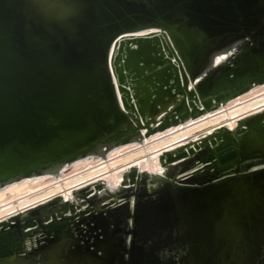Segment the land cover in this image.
I'll list each match as a JSON object with an SVG mask.
<instances>
[{
	"label": "water",
	"instance_id": "water-1",
	"mask_svg": "<svg viewBox=\"0 0 264 264\" xmlns=\"http://www.w3.org/2000/svg\"><path fill=\"white\" fill-rule=\"evenodd\" d=\"M148 30L157 31L139 35ZM234 42L240 50L212 67L213 53ZM260 86L264 0H0V191L91 157L106 160ZM243 123L210 136L228 143L218 156L206 151L210 138L197 145L198 169L179 182L204 175L140 199L134 213L119 206L96 215L87 199L105 189L98 183L80 202L0 225L11 227L0 233V262L44 246L48 264H264V112ZM241 156L250 158L244 170ZM187 158L185 150L165 152L160 161ZM123 194L106 192L99 209L124 204ZM74 225L64 248L48 243Z\"/></svg>",
	"mask_w": 264,
	"mask_h": 264
},
{
	"label": "bare ground",
	"instance_id": "bare-ground-1",
	"mask_svg": "<svg viewBox=\"0 0 264 264\" xmlns=\"http://www.w3.org/2000/svg\"><path fill=\"white\" fill-rule=\"evenodd\" d=\"M156 31L157 30H148V31L139 33V35H145L146 33H153ZM241 46H242L241 43L234 42L230 45L228 44L227 46H225L223 48L224 50H222L223 52L215 53V54L213 53V55L211 56L212 67H218L219 65L227 61L229 58L233 57V55L236 54L240 50ZM114 49H115V46H113L112 48V54L114 52ZM205 74L206 72L204 74L199 73L196 77V83H198L200 79L204 77L203 75ZM190 88H193L192 82L190 83ZM257 88L253 89L249 93L241 96L240 98L220 108V110H222L226 108L228 105L234 104L235 105V106L233 105L234 107L231 106L232 108H235L233 112L226 113L227 111L226 112L217 111L214 113H210L198 119L199 121L196 120L200 123L196 125L193 124L195 126L192 125V123L195 121L189 120L184 125L191 124V126L195 128L191 130H187L188 129L187 128L186 129L187 131L185 132H183L184 130L179 131V132L176 131L177 133L172 132L173 134L172 133L169 134L170 138H168V136L165 138V139L168 138L169 140L162 142L156 147L152 146L153 148L149 146L152 149L151 150L149 148L151 150V155L149 156L148 155L144 156L143 151L142 152L140 151L136 154H130L128 155L127 158H125L126 160H124L123 162L122 161L119 163L116 162L118 163L117 165H115L116 163H114V166L112 167L107 166L108 168L105 167V169L103 170L99 169V172H95V171H94L95 173L92 172L93 174L91 173L92 174L91 176L90 175L87 176L88 175L87 174L86 175L87 177L85 178L82 177L83 179L80 178L81 180L80 179L78 181L75 180V182L70 181L68 183L61 184L60 186H57V187L54 185L57 179H59L60 177L67 176L69 174L68 166L66 167V170H63L58 175L44 176V177H39V178H35L32 180H26L21 184L14 185L5 190L0 191V199H2V198L7 197L10 194H13L15 191H19L23 189L27 185H32L31 183H37L40 186L50 184L49 186L47 185V188H45V189H49L47 192L40 194V195H38L39 191L37 193H33L31 194L33 197L30 200H27L26 202L20 201L21 203L19 204L14 203L15 201L11 202L12 200L3 202V203H7V202L9 203L4 204L3 206L0 207V225L4 226V223L6 222L9 223V225H14L15 220L22 222L31 213L44 214L43 210L45 208L48 209L49 211L57 210V208L61 207L62 203H64L65 201L80 202L82 200L81 193L90 188H94L96 184L98 183H103L105 185V189L102 192L96 193L92 197L87 199L90 206H95L98 209V212L96 213V215L107 214L108 212L115 210L119 206H125L129 209L130 213H134L135 206L140 199H144V198L156 199V197L165 190L173 192L175 190H178L179 188H184V186L192 184V182L195 181L197 177H200L201 175H204V174H198L197 176L187 179L183 182H179V179L187 175V173H191L198 169L197 168L198 164H195L192 161H193V158L196 156V153H198L196 156V159L200 157V153L198 151V146H200V143L204 142L205 139L210 138V136H214V134L217 133V130L222 127H227L231 130L237 129L239 125V121L241 120L244 121L243 124L249 125L252 118H254L257 114L264 112V98H262V96H261L262 99L259 98L260 96H257L254 99L252 98L255 101L249 104L243 103L244 99L256 93ZM119 97L121 99L120 93H119ZM180 99L181 98H179V100ZM172 103L173 104L169 107V110H172L174 107H176L175 102H172ZM232 108L230 110H232ZM167 111L168 109L164 110L161 114L157 116L155 125H158L162 121V119L167 115ZM176 128L178 127L172 128L164 133L162 132L158 133L152 136V138H158L159 136L165 133H169L173 130L175 131ZM248 129L250 130L251 127L249 126ZM258 131L260 133L264 132L263 130H261V128L258 129ZM246 135L247 134L243 135L242 139H245ZM158 139H162V138H158ZM211 139L212 138H210L208 143L206 142V146H207L206 151L209 149L208 147H210V149H212V151H214L215 154L218 156L220 154V152L218 151L221 149H224L228 143L225 141H221V142L215 143L214 145L211 142ZM157 143H154V144H157ZM190 148L194 149L193 153L189 150ZM184 150L188 151L189 158L184 159L180 162H175L171 164H168V163L163 164L160 161V156L163 155L165 152H172L175 156H178L179 154L184 152ZM93 158L94 157H91V158L82 160L80 162H84L85 166H87V165H90L91 162L88 164H86V162L88 160H92ZM249 159H250L249 157L241 156V159L238 160L239 162L238 161L236 162L237 163L236 166L239 167V169L244 170L243 166L249 161ZM77 164L78 162L75 163V165ZM260 165L257 164V165H253L252 167H260ZM230 167H233V166H229V168ZM233 171L234 170L231 168L228 171L220 170L219 172H213L212 179L215 180L216 178L232 174ZM133 175L135 176L134 177L135 179L133 180V182H131L130 177ZM126 178H128L130 182H126L122 184V181ZM140 178H143L146 180H142L140 182ZM175 181H178L180 184H175ZM132 183L134 184L133 186L131 185ZM106 192L115 194L118 200L126 199L127 197L123 193L128 192L129 199L124 204H118V205L110 207L107 210L102 211L99 208H100V205L104 201ZM66 209L69 212H73L75 210L74 206L71 204L66 206ZM92 217L93 215L84 216L82 220L90 219ZM82 220L79 221L78 225L82 223ZM78 225H74L70 227L69 229L65 231L63 236H60L59 238L51 239L48 243H51V245L55 249L64 248L69 243V240H70V237L68 236V232L74 229L75 227H77ZM4 231L11 232V227L7 228L6 226L0 229V233H3ZM129 239L130 237H128L127 241H129ZM43 247L41 249L35 246L33 247V249H27L26 255H22L21 257L15 258L10 261L0 262V264H48V261L43 259L42 257L43 254L41 251L47 247H44V248ZM43 252H46L47 254L48 252L50 253L48 249ZM3 253H7V252H1L0 254H3Z\"/></svg>",
	"mask_w": 264,
	"mask_h": 264
},
{
	"label": "rangeland",
	"instance_id": "rangeland-1",
	"mask_svg": "<svg viewBox=\"0 0 264 264\" xmlns=\"http://www.w3.org/2000/svg\"><path fill=\"white\" fill-rule=\"evenodd\" d=\"M257 96H260L259 98L260 99H262V98H264V86H262V87H259V88H257V91H256V93H254L252 96H250V97H248V98H246V99H244L243 100V103H251V102H254L255 100H253L254 98H256ZM261 96H262V98H261ZM253 98V99H252ZM259 98H258V100H259ZM251 100H253V101H251ZM234 104H231V105H228L226 108H224V109H222V110H220V111H218V112H226V113H230V112H233L234 110H235V108H232V107H234L233 106ZM232 106V107H231ZM232 108V110H230ZM229 109V110H228ZM199 121V120H198ZM198 121H195V122H193L192 123V125L193 124H199L200 122H198ZM195 125H193V126H195ZM189 126V127H188ZM193 126H191V124H187V125H183V126H181V127H178V128H176L175 129V131L173 130V131H171V132H169V133H165V134H163V135H161V136H159L158 138H162V139H158V138H151V139H146L145 141L146 142H144V144L143 145H138V144H132V145H128V146H124V147H121V148H118V149H116V150H114V151H112L111 153H109V155H107V159L106 160H102V159H99V158H93L92 160H88L87 162H86V164H88V163H90V165H87V166H85V163L84 162H78V164L77 165H75V164H73V166L70 168V167H68L69 169H68V172H69V174L67 175V176H64V177H60L59 179H57V181L55 182V186L57 187V186H60L61 184H65V183H68V182H70V181H74L75 182V180L76 181H78L80 178H82V177H87V176H91L93 173H95V172H99V169H101V170H103V169H105V167L106 168H108V167H112V166H114V163H116V162H123L124 160H126L125 158H127L128 157V155H130V154H136V153H138V152H144V156L146 155H151V148H153V147H156L157 145H159V144H161L162 142H164V141H167V140H169L168 138H170V136H169V134H171L172 132L174 133V132H179V131H183V132H185V131H187V130H191V129H193V128H195V127H193ZM192 127V128H191ZM183 128V129H182ZM188 128V129H187ZM178 129V130H177ZM187 129V130H186ZM144 132V134H145V131H143ZM176 132V133H177ZM172 133V134H173ZM168 134V135H167ZM166 135V136H165ZM168 136V138L167 139H165L166 137ZM163 138H164V140H163ZM159 140H161V141H158ZM153 142V143H151V142ZM158 143H157V142ZM148 142V143H147ZM154 143H157V144H154ZM148 144H150V145H148ZM151 148H150V147ZM153 146V147H152ZM140 147H142V148H140ZM151 150H150V149ZM137 149V150H136ZM131 150V151H130ZM129 151V152H128ZM148 152V153H147ZM125 154V155H124ZM123 155V156H122ZM120 156V157H119ZM118 157V158H117ZM114 159V160H113ZM105 162V163H104ZM118 163H116L115 165H117ZM82 164V165H81ZM99 165V166H98ZM111 165V166H110ZM108 166V167H107ZM76 167V168H75ZM94 167V168H93ZM92 168V169H91ZM98 170V171H97ZM84 171H86V172H84ZM95 171V172H94ZM93 172V173H92ZM92 173V174H91ZM78 174V175H77ZM88 174V175H87ZM87 175V176H86ZM61 179V180H60ZM66 179V180H65ZM68 179V180H67ZM83 179V178H82ZM65 180V181H64ZM81 180V179H80ZM56 183H58V184H56ZM32 185H27V186H25L23 189H21V190H19V191H21V192H19V191H15L13 194H10V195H8L7 197H5V198H2V199H0V203H2V204H0V207L1 206H3L4 204H8L9 202H7V203H3V202H5V201H8V200H12L11 202H14V203H16V204H19V203H21V202H26L27 200H30L33 196L31 195V194H33V193H37L38 191L40 192H38V195H40V194H43V193H45V192H47L49 189H45V188H47V185L49 186L50 184H47V185H43V186H40V185H38L37 183H31ZM41 185H42V183H41ZM44 188V189H43ZM41 190V191H40ZM34 191V192H33ZM22 192H24V193H22ZM22 193V194H21ZM21 194V195H20ZM28 195V196H27ZM26 196V197H25ZM20 199V200H19ZM22 199V200H21ZM21 201V202H20Z\"/></svg>",
	"mask_w": 264,
	"mask_h": 264
}]
</instances>
